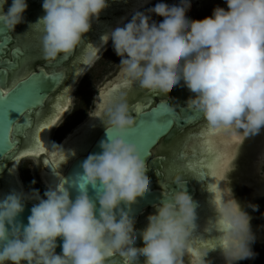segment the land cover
Segmentation results:
<instances>
[{"label":"clouds","instance_id":"9594fccd","mask_svg":"<svg viewBox=\"0 0 264 264\" xmlns=\"http://www.w3.org/2000/svg\"><path fill=\"white\" fill-rule=\"evenodd\" d=\"M7 3L0 0V27L14 33L28 4L12 0L5 13ZM224 3L226 9L217 6L203 20L185 14L188 0L157 3L103 39H111L120 71L131 84L158 94L183 82L193 94L187 109L200 114L209 128L258 135L264 129V0ZM107 7V0H43L45 15L29 25L42 27L43 58L54 62L73 53ZM153 15L162 22L153 21ZM102 123L107 138L99 144L100 153L81 164L74 201L63 179L43 197L38 190L13 191L0 200V264H110L117 255L123 264H141V257L142 264H183L197 218L185 182L176 175L175 189L155 206L146 227L135 229L125 209L148 191L150 179L137 146L125 139L135 129L125 93L109 104ZM28 200L38 203L25 226L17 218ZM214 206L223 225L219 238L225 243L219 248L225 264L254 259L257 238L245 209L257 206L231 200ZM138 236L142 247L134 246ZM58 239L63 241L59 255ZM208 252L201 255V264H210L204 259Z\"/></svg>","mask_w":264,"mask_h":264},{"label":"flooded vegetation","instance_id":"af4514ba","mask_svg":"<svg viewBox=\"0 0 264 264\" xmlns=\"http://www.w3.org/2000/svg\"><path fill=\"white\" fill-rule=\"evenodd\" d=\"M154 1L155 0H152L145 6L141 7L137 12H142ZM208 13L206 12L205 18L211 17V15ZM134 14L125 19L122 25L119 27H123L126 23H128ZM152 20L157 22V20L153 17ZM112 21L113 20L110 18H98L92 21V27L87 33L88 36L86 37V39H84L80 47L73 52L72 58L65 65H62L60 68L55 69L54 73L63 74L62 80L58 84V89L53 94H51V98L46 100L45 108L42 112L43 117H41L40 119H34V122L36 120L38 122H43L44 120L52 117L55 112L58 111L60 105L65 104V108L61 113L60 119L56 122L55 125L48 129V133L45 132V136L48 138L49 147V152L46 154H48L52 159L51 156H53V154H57L60 150L63 151L64 160L57 164V168H59V166L63 167V164L66 162V160L69 159L70 156H72L71 153L75 151L78 153L80 152V155H84L83 153L86 144L95 141V139L105 131L102 123V121L105 119V112L103 117L95 115L99 107V103L101 102L100 93L101 90L106 86L112 85L113 82L120 77L122 72L120 71L118 64L117 68L113 72H108V75L104 74V79L100 78L98 79V81L94 82H90L88 73L89 70L92 69L90 65H93L94 62H96V57L111 41V39H108L107 42H105L103 45H100L99 43L100 36L103 33H108V35L111 34L112 31H110V27L113 24ZM158 22L160 23L162 21L160 20ZM28 29L30 43V61L24 67L20 68L18 70V73L22 75V73L27 70L29 75H32L38 73L39 71H44L49 75L50 73H52V70L45 69L44 64L48 61H46L42 56L41 39L43 30L42 28H38V25L29 27ZM106 29L108 31H106ZM26 33V30L19 26L18 30L15 32V36L17 38H23ZM92 35H96L98 37L93 39ZM92 51H95L96 54L93 55ZM111 58L112 57H110L109 62L110 60H112ZM86 90H88L87 93ZM125 91L127 92V102L129 104L133 117L137 112V106L139 107L141 113H147L150 110L154 109L159 103H168V105L181 118H185V116L188 115V113L191 111L187 109L186 101L193 94L183 86V82H181V85L177 87L158 94H153L147 92L146 90H142L139 87L138 83L132 84V88ZM76 93L81 95L80 103L82 106H80L79 110L77 109V113L74 110V95ZM86 94H88L87 98H85ZM204 126L208 125L202 117L199 121L194 122L192 125L175 132V134L171 137L163 138L151 151V158L149 160V162H153L154 166H156L154 174L159 171V161L162 157L167 158L166 163L172 166L165 172L163 176L159 175L160 177L151 179L149 185L174 186L172 184L173 178L176 175H180L185 184L190 185L194 188L195 194H193L191 197L194 204L196 205V227L192 230V232L194 231V233L196 232V229H200L201 232H203L205 229L206 233V229L208 230L209 228H211V225L209 226V224H212L213 222V212L210 210V208H208L210 196V178L209 176L202 177L199 172H192L191 170L185 171L183 173L175 171V166L186 162L199 164L200 162L211 161V157L205 155L204 150L201 146L202 141L200 139V132L203 130ZM58 131L61 133V137L55 145L54 138L57 136L54 137L53 133L56 134ZM223 135V138L225 137L224 139H229L233 135H237L243 138L239 144L229 145L228 147V151L233 152L235 156L230 171L226 174L225 179L222 181L224 183V192L231 201H237L241 205H246L247 202L254 204L255 200L260 197V186H257L255 184L256 181L252 177V168L255 167V163L258 162L262 151H264V132H260L258 135L245 136L242 131L232 129V131H225ZM23 160L31 162L38 160L39 169L41 171L36 172L38 184L41 185L45 191L49 188H52L51 183L57 180L55 179V177H58L53 175L45 176V173L43 177L41 176L44 168L40 158L29 157L28 159ZM21 162L18 163L20 164ZM146 169L149 170L148 163L146 164ZM198 186L201 187V189ZM202 186H204V188H202ZM258 213V211L248 209V215L251 217L250 223L253 231L256 234L257 244L261 239V237L257 235L255 230L259 229V232L261 233L260 224L258 223L257 225L256 223L258 219ZM152 214H155V211H146L145 215L141 217L140 220H137L136 223H133V227L137 230H143L147 224V217ZM255 223L257 226L255 225ZM256 243L252 245L253 252H257ZM134 246H143V243L139 239V236ZM117 259L119 264H123L122 258L118 255L112 258L110 264H118L117 262H115V260L117 261ZM259 260H261V256L256 255L255 262L257 264H261ZM244 261L245 260L239 261L238 264H242ZM142 262L143 258L141 257V264ZM183 264H196V261L191 255H183Z\"/></svg>","mask_w":264,"mask_h":264},{"label":"water","instance_id":"95a60500","mask_svg":"<svg viewBox=\"0 0 264 264\" xmlns=\"http://www.w3.org/2000/svg\"><path fill=\"white\" fill-rule=\"evenodd\" d=\"M12 0H8V3L4 7V12L6 13L8 8L11 6ZM28 8L24 15V22L17 25L14 33L8 32L0 27V34L4 32L7 33V37H9L8 44L5 46L3 52V60L5 61L4 67H9L8 61H11L14 64H18L19 67L15 68L4 76L0 74V92H4L6 90H11L14 87H19L17 93H15L12 97H10L7 101L0 100V197L3 199L6 195L12 193L13 191L19 193H27L23 188L20 178L18 176V165L16 161L18 160L15 156H13L14 152H17V149L24 150L25 149V136L26 132L34 133L36 131L37 120L34 122V119H40L41 113L44 111L45 102L47 99H50L51 94H53L59 87V83L62 80L63 74L54 73L55 69L60 68L62 65H65L71 58L72 54L67 56H60L54 62H47L44 64L45 69H51L52 73L49 75L44 71H39L35 75L37 76V80L31 81V75H29L28 71L25 70L22 75L18 73V70L24 67L27 63H29V54H30V43H29V25L37 22L40 18H42L45 13L42 10L43 0H27ZM108 7L104 9L99 18L102 19H112L114 20L117 16H119L120 12L123 10V6H120L119 2L111 3L110 0H107ZM110 24V23H109ZM21 26L26 30V35L23 38H17L15 36V32L18 30V27ZM110 26V25H109ZM92 27V26H91ZM34 28V27H33ZM38 28H42L38 25ZM97 35V34H96ZM93 36L95 39L98 36ZM88 35L86 34L83 38L86 39ZM82 41V43H83ZM81 43V44H82ZM80 44V45H81ZM19 45L23 50L26 51V55H22L17 58L13 55L14 48ZM80 47V46H79ZM78 47V48H79ZM77 48V49H78ZM41 73H45V77H41ZM23 81H29L27 84L23 85ZM40 95L44 97V99L38 103L34 108H30L28 110L23 111L22 113H18L12 111L15 108L21 107L24 101H28L30 103H35L38 97L35 95V89ZM174 114V115H173ZM202 116L196 112L190 111L185 118H181L178 114L168 105V103H159L154 109L149 112H136L134 119L135 125L134 130H130L126 135L125 139L128 143H133L137 146L138 151L141 153L142 158L145 164L148 163L149 170L146 169V175L151 179L155 177H160L157 173L154 174V170L156 166H154L153 162H149L151 158V151L158 144L160 140L163 138L171 137L175 134V132L184 129L192 125L194 122L199 121ZM167 119H172L173 123L168 128L166 132L159 136L156 140L155 144L149 149L148 158L145 157L140 150V142L142 139V130L138 128V126L143 121L144 129H147L152 124L153 120H158L159 122H163ZM11 121H16L11 125L10 128L7 129V126ZM34 123V124H33ZM6 129L8 133V143L12 145V150L6 154H3L6 149L5 143V135ZM106 130L95 139V141L87 143L84 155H80V152H73L72 156L66 160L63 167H52L51 158L48 154L41 153L37 156H25L20 157L19 162L23 159H28L29 157L40 158L43 165V172L41 176L45 173V175H53L58 178L56 181L51 183V187L55 188L57 184L60 182V179L66 181L65 188L68 189L70 193V199L75 200V198L79 195L78 188L76 186V182L79 175H82L81 164L86 160V158L90 154H98L101 149L99 148V144L102 140H106ZM51 153V152H50ZM17 164V165H16ZM159 165V164H158ZM17 166V168H16ZM18 178V179H17ZM21 184V186L18 185ZM22 187V189H21ZM199 187V186H198ZM201 189V187H199ZM204 188V186H202ZM175 189V185H149V189L146 192H142L137 195L135 199L126 207V211L129 212V215L133 218V223H136L137 220H140L148 210L155 211V206L159 205L160 201L164 198V195L170 193ZM185 190L188 195L192 197L195 194V190L192 186L185 184ZM88 195L90 198H95V191L89 186ZM35 201H26L24 212L17 218L19 222L23 225H27L28 217L31 214V208L36 204ZM98 206V205H97ZM124 207V205H121ZM207 230V229H206ZM205 232V229L204 231ZM62 243L61 239L57 240V248L56 254H61L62 252ZM115 262H118L115 260Z\"/></svg>","mask_w":264,"mask_h":264},{"label":"snow or ice","instance_id":"6c2138e0","mask_svg":"<svg viewBox=\"0 0 264 264\" xmlns=\"http://www.w3.org/2000/svg\"><path fill=\"white\" fill-rule=\"evenodd\" d=\"M9 37H7V33L4 32L0 34V74L7 76L9 71L18 68V64H14L11 61H8L9 67H4L5 61L3 60V50L5 46L8 44ZM92 54L95 55V51H92ZM13 55L17 58L21 57L22 55H26V51L23 50L19 45H17L13 50ZM45 73H41V77H45ZM31 81L37 80V76L35 74L31 75ZM29 81H23V85L27 84ZM114 85V86H113ZM132 84L128 81L127 77L121 73L120 77L113 82L112 85L106 86L104 89L101 90L100 93V100L99 107L95 113L96 116L103 117L104 112L106 111L107 107L110 103H112L116 96L121 93L127 94L125 90L131 89ZM19 87H14L11 90H6L4 92H0V100L7 101L10 97H12L17 91ZM35 95L38 97L35 103H30L28 101H24L21 107L15 108L12 111L22 113L25 110L30 108H34L38 103H40L44 97L39 94L37 88L34 90ZM65 106L60 105L58 111L47 120L43 122H37L36 131L34 133L26 132L25 136V149L19 150L13 153L17 159L20 157L25 156H37L44 152L45 145L41 143V133L45 129L51 128L56 122L60 119L61 113L64 111ZM137 112L140 111L139 107L136 108ZM174 115V114H173ZM41 117H43V113H41ZM16 121H11L8 124L7 129L11 127L13 123ZM173 123L172 119H167L163 122H159L158 120H153L150 127L144 129L143 121L138 126L139 129L142 130V139L140 142V150L142 154L148 158L149 149L155 144L156 140L162 135L164 132L168 130V128ZM6 129L5 135V143L6 149L3 154H6L12 150V145L8 143V133ZM224 131H232V129H221L216 128L212 129L208 126H204L203 130L200 132V139L202 141V148L204 150L205 155L211 157V161L209 162H200L199 164H193L190 162H186L183 164H178L175 166V171H179L181 173L191 170L192 172H199L203 176H211L215 178L217 181H223L225 179L226 174L230 171L232 162L234 160L235 154L233 152L228 151L229 145L239 144L242 141V137L237 135H233L229 139L220 138L219 134ZM219 138V139H214ZM167 158H160L159 161V171L157 172L158 175L163 176L167 170H169L172 166L166 163ZM64 160L63 155L53 154L51 159L52 167L55 168L57 164ZM210 191L214 193V203L219 204L223 202L225 198V194L220 191V189L216 185H212ZM214 227H218L219 231H223L222 222H218L217 225ZM225 242L218 238V239H208L206 242H202L200 247L205 249H215L220 247ZM189 252H193L190 248ZM196 261L198 262L201 259V255L199 251L193 252Z\"/></svg>","mask_w":264,"mask_h":264},{"label":"rangeland","instance_id":"374dc122","mask_svg":"<svg viewBox=\"0 0 264 264\" xmlns=\"http://www.w3.org/2000/svg\"><path fill=\"white\" fill-rule=\"evenodd\" d=\"M152 0H150L151 2ZM191 1V2H190ZM177 0H155L153 3H151L146 9H144L142 12H146L147 9L154 7L157 3H165L169 6L176 3ZM149 3V2H148ZM147 3V4H148ZM222 7L226 9V4L224 3V0H188V5L185 7L184 11L185 14L189 17L191 20H203L206 16V12L210 15H212L213 9L215 7ZM154 19L158 21H162V17H158L153 15ZM199 17V18H198ZM132 18V17H131ZM130 22V21H129ZM110 57H112L109 62ZM96 62L94 64L90 65L92 67L91 70H89V77L90 82L98 81V79L102 78L104 79V74H109L108 72L114 71L117 68V65L120 64V58L115 54L112 46V42L110 43L100 52V54L95 59ZM89 67V68H90ZM104 81V80H103ZM86 89V88H85ZM88 90H86L87 93ZM80 96L78 93L74 95V110L76 113L78 112L81 103H80ZM88 97V94H86L85 98ZM82 107V106H81ZM78 109V110H77ZM66 126V125H65ZM65 128V127H64ZM63 128V129H64ZM261 132H264V129L261 130ZM54 144L56 145L57 141L60 140L61 133L58 131L56 134H54ZM204 161V160H202ZM255 167L252 168V174L253 179L256 181L255 184L257 186H260V197L255 200V205L257 206V209L255 211H258V219L256 221L257 225L260 224V231L259 229H255L257 235L261 237L259 243L257 245L256 255L261 256V264H264V151H262L260 155V159L258 162L255 163ZM41 172L39 169V162L37 161H25L23 160L18 165V176L20 178V182L25 189L27 193H30L32 190H38L41 197H43V194L45 190L41 185L38 184L36 172ZM201 174V173H200ZM202 177L203 176L201 174ZM248 209L246 208L245 211L248 214ZM252 210V209H251ZM257 217V216H256ZM255 217V218H256ZM254 219V218H253ZM255 221V220H254ZM255 223V225H256ZM256 225V226H257ZM256 256L254 259L245 260L242 264H257L256 262Z\"/></svg>","mask_w":264,"mask_h":264},{"label":"bare ground","instance_id":"6f19581e","mask_svg":"<svg viewBox=\"0 0 264 264\" xmlns=\"http://www.w3.org/2000/svg\"><path fill=\"white\" fill-rule=\"evenodd\" d=\"M111 3H115V2H119V4H121L120 6H123V10L120 12L119 16H117L113 21H112V26L110 27V31H114L116 28H118L119 26L122 25L123 21L125 19H127L128 17H130L132 14L136 13L141 7L145 6L148 2H150V0H110ZM195 1V0H194ZM191 2V1H190ZM126 22V21H125ZM106 31H108L106 29ZM110 34V32H109ZM105 36H110L107 34H102L100 36V45H103L105 43L103 37ZM110 39V38H109ZM86 65V64H85ZM64 98V97H63ZM62 101V100H61ZM66 101V100H65ZM68 102V101H67ZM63 103V102H62ZM97 104V103H96ZM59 105V104H58ZM62 105H65V104H62ZM68 105V104H67ZM57 107V106H56ZM67 107V106H66ZM59 110V109H58ZM91 122V121H90ZM85 127V126H84ZM83 128V127H82ZM50 129V128H49ZM48 129H45L43 130L41 134V143L45 145V148H44V152L45 153H48L49 152V147H48V138L45 136ZM48 133V132H47ZM225 133L224 132H221L219 134V137L220 138H223V134ZM73 137V136H72ZM81 137V136H80ZM225 138V137H224ZM73 139V138H72ZM82 139V138H81ZM214 139H219V138H215ZM80 140V139H79ZM63 145V144H62ZM67 145V144H66ZM65 145V147H66ZM75 146V145H74ZM77 146V145H76ZM74 149V148H73ZM72 149V150H73ZM43 152V153H44ZM57 154L59 155H63V151L60 150ZM72 154V153H71ZM52 157V156H51ZM19 162V159L16 161V163L18 164ZM210 163V162H209ZM16 164V165H17ZM65 164V163H64ZM63 164V165H64ZM58 166V165H57ZM17 167V166H16ZM60 167V166H59ZM44 175V174H43ZM46 176V175H45ZM43 177V176H42ZM209 178H210V189L212 187V185H216L220 191L222 193L225 194L224 192V183L222 181H217L215 180V178L211 177L209 175ZM18 179V178H17ZM19 186H21L20 183H18ZM50 185V184H49ZM22 189V187H21ZM24 193V191H23ZM26 194V193H24ZM210 196H209V203H208V208H210V210L213 212V222L212 224H209V226L211 225V228H209L208 230H206L207 234L205 232H201L200 229H196L195 233L194 231L191 233V236H190V239L188 241V245L183 253V255H191L194 260L196 261L195 259V256L193 255V252L195 251H199L200 255H202L204 252H208L207 256L204 257L205 261L206 262H210V264H225V260L222 256V253H221V250L219 247L215 248V249H205L203 247H200V244L202 242H206L208 239H218L220 237V231H219V228L218 227H214V225H217L218 224V221L216 220L215 218V206H214V193H212L211 191L209 192ZM0 200H2V198L0 197ZM230 199L227 197V195L225 194V198L223 201H229ZM28 201H31V200H28ZM38 203V201H36ZM209 210V211H210ZM192 249L193 252H189L188 250L189 249ZM196 264H201V259L197 262L196 261Z\"/></svg>","mask_w":264,"mask_h":264}]
</instances>
